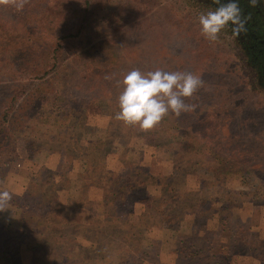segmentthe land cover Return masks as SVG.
<instances>
[{"label": "rangeland", "instance_id": "1", "mask_svg": "<svg viewBox=\"0 0 264 264\" xmlns=\"http://www.w3.org/2000/svg\"><path fill=\"white\" fill-rule=\"evenodd\" d=\"M81 2L0 6V113L15 86L28 95L49 87L39 88L38 70L5 73L55 43ZM214 8L116 0L68 45L51 93L15 133V153L0 155V191L24 228L0 212V264H224L228 250L243 255L231 264H264V82L231 25L218 43L201 35L198 17ZM38 30L43 38L23 52L22 37ZM134 69L198 75L203 86L186 100L195 109L147 133L125 128L114 116Z\"/></svg>", "mask_w": 264, "mask_h": 264}, {"label": "clouds", "instance_id": "2", "mask_svg": "<svg viewBox=\"0 0 264 264\" xmlns=\"http://www.w3.org/2000/svg\"><path fill=\"white\" fill-rule=\"evenodd\" d=\"M30 0H0V6L23 10ZM218 5L198 17L201 35L209 42L218 43L220 33L232 26L234 36L245 31V19L238 0H213ZM258 0H250L256 6ZM123 91L118 97L119 111L114 119L125 128L138 129L147 133L155 130L169 115L179 118L191 112L195 104L186 103L203 86V81L194 73L164 71L157 69L142 73L138 69L128 72L121 81ZM12 194L0 191V212L8 210Z\"/></svg>", "mask_w": 264, "mask_h": 264}, {"label": "trees", "instance_id": "3", "mask_svg": "<svg viewBox=\"0 0 264 264\" xmlns=\"http://www.w3.org/2000/svg\"><path fill=\"white\" fill-rule=\"evenodd\" d=\"M115 3L116 0H82L74 15L73 23L68 29L62 30L63 35L58 38L55 43L51 42L42 46L39 51L30 56L31 60L27 57V55H22L19 59H17V63H19L18 66H15L16 64L12 61V63H14L13 68L7 71L5 74L9 76H18L27 74V71L33 72L34 70H38L40 77L37 76L36 79H39L41 85L39 88L45 87L47 85H49V87L43 89V93H40V91H32L33 93L28 95L22 88L15 86L13 96L9 97L2 106L1 113H3L0 116V155L6 154L7 156L8 154V156H10V154L12 155L15 153L14 149L16 147L17 138L15 133L17 136L19 133L23 135V132L25 131V125L28 124L29 120H31L30 118L32 115H34V111L36 110L37 106L45 102L46 96L51 93V85L52 83L57 82L59 72L62 66L64 67L65 50L67 49L68 45L71 44V42L74 43L82 39L86 34L88 26L92 25V22L96 20L97 15L110 12L109 7ZM40 27L43 28L45 26L41 25ZM27 29L28 27H24L21 32H24ZM41 34H43V31L38 30L36 37H32L31 39L29 34L25 33V35L22 37L24 40L23 48L21 50L24 52L29 47H31V42H36L43 38L39 37ZM49 35L50 30L48 31L47 36L49 37ZM3 38L5 39V37ZM7 40L8 42L3 46V49L11 52L13 51L14 43L9 38H7ZM31 76L35 78L34 73ZM12 114V117L15 118V121H18V125L14 124L15 121L13 118L9 119ZM37 116L38 115L36 113V119ZM40 116L41 114L38 116V118H40ZM24 137L32 138L33 136L28 134V136L25 135ZM26 138V149L29 152H34V142H32V140L27 141ZM191 144L192 142L186 145V148H188ZM226 232L227 230L222 231L225 236H220L225 240V242L220 243V247L223 250L229 246L227 243L229 242L230 236L228 233L226 234ZM30 244H33V247H29V249L31 248L30 250L33 251L36 245L34 242H30ZM231 252L232 254H229V250L228 253L225 251V255L219 253L221 256L220 260L223 261L224 264H231L234 259L243 256L240 253H234L233 251ZM57 258L60 264L65 263L64 257L58 256Z\"/></svg>", "mask_w": 264, "mask_h": 264}, {"label": "flooded vegetation", "instance_id": "4", "mask_svg": "<svg viewBox=\"0 0 264 264\" xmlns=\"http://www.w3.org/2000/svg\"><path fill=\"white\" fill-rule=\"evenodd\" d=\"M222 2L226 3L227 0ZM238 3L246 21V30L235 37L242 45L255 73L264 82V9L259 0L254 7L250 5V0H238ZM214 7L218 5L214 4Z\"/></svg>", "mask_w": 264, "mask_h": 264}, {"label": "crops", "instance_id": "5", "mask_svg": "<svg viewBox=\"0 0 264 264\" xmlns=\"http://www.w3.org/2000/svg\"><path fill=\"white\" fill-rule=\"evenodd\" d=\"M10 207H11V206H9V207H8V210H6V211H4V212H8V214H9V215H8V218H9L10 215L13 216V218H11V222L15 225V229H14V230H15L16 232L19 231L18 233H20V232L24 229V228L22 229V223H21V220H19L18 218H16L17 215H16L15 211L12 209L13 207H11V208H10ZM9 209H10L11 211H10ZM4 212H3V214H4ZM15 234H17V233H15Z\"/></svg>", "mask_w": 264, "mask_h": 264}]
</instances>
